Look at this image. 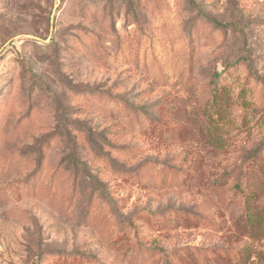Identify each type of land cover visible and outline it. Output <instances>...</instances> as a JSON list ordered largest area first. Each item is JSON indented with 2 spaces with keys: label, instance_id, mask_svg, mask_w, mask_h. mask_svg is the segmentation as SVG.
Masks as SVG:
<instances>
[{
  "label": "rangeland",
  "instance_id": "obj_1",
  "mask_svg": "<svg viewBox=\"0 0 264 264\" xmlns=\"http://www.w3.org/2000/svg\"><path fill=\"white\" fill-rule=\"evenodd\" d=\"M193 1L0 0V264H264V0Z\"/></svg>",
  "mask_w": 264,
  "mask_h": 264
},
{
  "label": "trees",
  "instance_id": "obj_2",
  "mask_svg": "<svg viewBox=\"0 0 264 264\" xmlns=\"http://www.w3.org/2000/svg\"><path fill=\"white\" fill-rule=\"evenodd\" d=\"M191 3L194 4V1L191 0ZM94 184L96 185V187L101 186L97 181H94ZM101 189H102V193H103V195L107 197V190H106L103 186H101ZM250 219H251V221H252V220L255 221L256 218H250Z\"/></svg>",
  "mask_w": 264,
  "mask_h": 264
},
{
  "label": "water",
  "instance_id": "obj_3",
  "mask_svg": "<svg viewBox=\"0 0 264 264\" xmlns=\"http://www.w3.org/2000/svg\"><path fill=\"white\" fill-rule=\"evenodd\" d=\"M52 30H53V27H52Z\"/></svg>",
  "mask_w": 264,
  "mask_h": 264
}]
</instances>
